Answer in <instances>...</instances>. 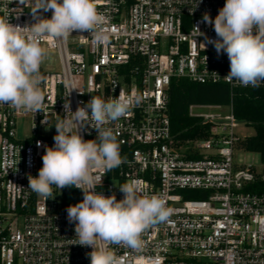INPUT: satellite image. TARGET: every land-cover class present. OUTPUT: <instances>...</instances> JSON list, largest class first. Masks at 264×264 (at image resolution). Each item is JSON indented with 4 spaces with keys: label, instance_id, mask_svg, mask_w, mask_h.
Instances as JSON below:
<instances>
[{
    "label": "built area",
    "instance_id": "obj_1",
    "mask_svg": "<svg viewBox=\"0 0 264 264\" xmlns=\"http://www.w3.org/2000/svg\"><path fill=\"white\" fill-rule=\"evenodd\" d=\"M225 3L96 0L107 18V45H94L88 32H73L67 40L41 37L42 46L58 60L55 70L40 67L42 111L0 104L1 264H90L93 249L74 244L75 223H69L66 211L83 200L82 190L53 186V196L45 197L29 188L28 176L38 177L45 146H54L57 120L71 116L64 105L75 112L92 96L108 100L119 95L141 99L106 125L116 135L125 162L109 172L95 170L94 175L102 176L95 191L115 194L119 201V187L135 182L141 193L163 194L173 214L143 233L139 252L110 245L117 264H264V193L246 190L257 172L235 160L240 139L232 104L189 106L190 117L209 125L208 137L181 139L172 132L168 115L173 78L225 83L231 90L244 87L224 79L229 58L224 52L218 55L205 39L218 37L203 15L214 21ZM30 7L31 0H0V18L30 26ZM41 15L50 19L52 11ZM224 106L227 113L221 111ZM79 132L84 140L97 137L90 125ZM182 190H200L207 197L191 198Z\"/></svg>",
    "mask_w": 264,
    "mask_h": 264
},
{
    "label": "clouds",
    "instance_id": "obj_2",
    "mask_svg": "<svg viewBox=\"0 0 264 264\" xmlns=\"http://www.w3.org/2000/svg\"><path fill=\"white\" fill-rule=\"evenodd\" d=\"M30 11L34 21L30 26L0 18V104L40 112L45 102L40 67L49 54L41 37L67 40L73 32H88L92 43L102 46L108 44L110 31L96 0H31ZM41 11H52L51 18H44ZM203 22L213 26L218 37H205L207 43L214 45L218 55L224 52L229 58L230 71L224 79L259 87L264 82V0H226L214 21L205 13ZM140 99L138 95L134 101L123 95L108 100L92 96L75 112L64 105L71 116L57 120L54 146H45L38 177L28 176L29 188L45 197L53 196V186L82 190L83 200L66 211L69 223H75L78 242L74 244L93 249L88 254L90 264H117L112 244L141 251L143 233L168 222L173 214L163 194L141 193L135 182L119 187L123 193L119 201L115 194L95 191V185L102 182L95 170L109 172L125 162L116 135L106 125L124 117ZM83 125L96 130V139H83L79 132Z\"/></svg>",
    "mask_w": 264,
    "mask_h": 264
},
{
    "label": "trees",
    "instance_id": "obj_3",
    "mask_svg": "<svg viewBox=\"0 0 264 264\" xmlns=\"http://www.w3.org/2000/svg\"><path fill=\"white\" fill-rule=\"evenodd\" d=\"M168 115L171 130L181 139L208 137V124L190 117L188 109L193 104H232L233 114L238 122L254 127L252 136L241 138L237 147L245 151L258 152L262 171L254 182L246 187L253 193H264V87H238L230 89L225 83L201 84L186 78H173L168 88ZM188 197L206 198L200 190H182Z\"/></svg>",
    "mask_w": 264,
    "mask_h": 264
},
{
    "label": "rangeland",
    "instance_id": "obj_4",
    "mask_svg": "<svg viewBox=\"0 0 264 264\" xmlns=\"http://www.w3.org/2000/svg\"><path fill=\"white\" fill-rule=\"evenodd\" d=\"M48 56L45 61L42 63L43 69L45 71H52L58 68V60L57 55L53 51L48 52ZM197 112L207 111L202 109H197ZM223 113L228 112L227 106H224L221 110ZM236 135L239 139L245 138L247 136H252L255 133L254 127L252 125H248L242 122H237L235 127ZM235 160L242 165H250L252 166L257 173L262 171V163L260 159V155L258 152L254 151H245L238 147L235 148ZM195 198V197H191ZM1 264V262H0Z\"/></svg>",
    "mask_w": 264,
    "mask_h": 264
}]
</instances>
